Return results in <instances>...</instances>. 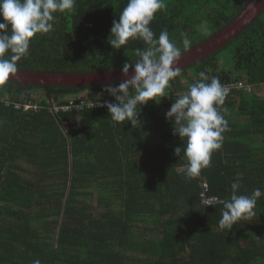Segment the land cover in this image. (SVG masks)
Listing matches in <instances>:
<instances>
[{"label":"trees","instance_id":"1","mask_svg":"<svg viewBox=\"0 0 264 264\" xmlns=\"http://www.w3.org/2000/svg\"><path fill=\"white\" fill-rule=\"evenodd\" d=\"M248 1L165 0L150 27L157 38L167 29L178 45L187 32L193 48ZM126 4L76 0L74 11L55 14L53 31L33 37L18 69L109 72L134 63L143 41L109 44ZM201 72L230 88L221 106L230 130L211 166L189 178L165 114ZM118 84L0 85V264H264V196L253 217L219 227L231 183L241 194L264 190V7L181 68L167 98L138 106L140 127L112 121L104 106L115 102L104 88Z\"/></svg>","mask_w":264,"mask_h":264},{"label":"clouds","instance_id":"2","mask_svg":"<svg viewBox=\"0 0 264 264\" xmlns=\"http://www.w3.org/2000/svg\"><path fill=\"white\" fill-rule=\"evenodd\" d=\"M75 6L76 0H0V85L15 76L18 62L29 54L33 37L53 31L55 14L72 12ZM166 8L165 0H127L118 20L113 21L109 42L113 49H121L130 40H141L146 45L134 50L138 57L134 63L122 67L125 76L129 68L133 69L131 78L104 88L114 98L115 102H105L104 106L116 123L127 121L133 128L140 127L138 106L148 101L158 104L161 98H167L172 92L171 81L180 75L176 64L182 53L190 51L193 40L187 32H181L178 45L167 29L156 37L150 24L155 14ZM200 30L209 34L207 20L202 21ZM199 75L201 79L186 92L175 93V101L165 114V119L172 123L173 135L183 142L174 149V155L180 158L183 151L189 178L199 176L211 166L212 154L222 149L223 134L230 130L221 107L230 88L218 76L208 77L203 72ZM230 189L219 220V227L229 231L238 221L253 217L258 199L264 196L260 188L251 195L241 194L239 181L231 183ZM32 264L41 262L36 259Z\"/></svg>","mask_w":264,"mask_h":264},{"label":"water","instance_id":"3","mask_svg":"<svg viewBox=\"0 0 264 264\" xmlns=\"http://www.w3.org/2000/svg\"><path fill=\"white\" fill-rule=\"evenodd\" d=\"M264 7V0H249L242 12L230 23H228L218 33L211 36L205 42L193 47L190 51L182 53L176 67L184 68L200 58L207 57L211 52L221 47L225 42L231 39L233 35L246 27L248 23L254 20ZM133 69H129L128 75L122 74V70L87 72V73H57L40 72L18 69L15 76L10 77L9 81H19L24 84H41L48 86L57 85H92V84H115L121 83L125 79L131 78Z\"/></svg>","mask_w":264,"mask_h":264},{"label":"rangeland","instance_id":"4","mask_svg":"<svg viewBox=\"0 0 264 264\" xmlns=\"http://www.w3.org/2000/svg\"><path fill=\"white\" fill-rule=\"evenodd\" d=\"M184 80V78H182V81ZM219 201H222V200H219Z\"/></svg>","mask_w":264,"mask_h":264},{"label":"built area","instance_id":"5","mask_svg":"<svg viewBox=\"0 0 264 264\" xmlns=\"http://www.w3.org/2000/svg\"><path fill=\"white\" fill-rule=\"evenodd\" d=\"M215 201V200H214ZM206 203H207V201H206Z\"/></svg>","mask_w":264,"mask_h":264}]
</instances>
